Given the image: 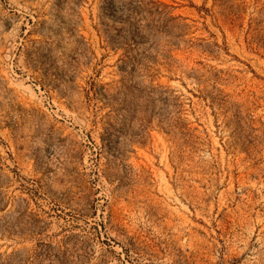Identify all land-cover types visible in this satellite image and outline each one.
Here are the masks:
<instances>
[{
	"label": "rangeland",
	"instance_id": "rangeland-1",
	"mask_svg": "<svg viewBox=\"0 0 264 264\" xmlns=\"http://www.w3.org/2000/svg\"><path fill=\"white\" fill-rule=\"evenodd\" d=\"M0 264H264V0H0Z\"/></svg>",
	"mask_w": 264,
	"mask_h": 264
}]
</instances>
